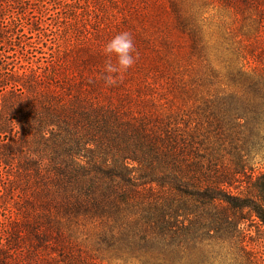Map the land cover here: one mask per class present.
Segmentation results:
<instances>
[{
    "label": "rangeland",
    "instance_id": "rangeland-1",
    "mask_svg": "<svg viewBox=\"0 0 264 264\" xmlns=\"http://www.w3.org/2000/svg\"><path fill=\"white\" fill-rule=\"evenodd\" d=\"M122 31L138 58L108 87L102 48ZM13 71L52 92L46 117L23 107L30 134L19 108H3ZM256 107L264 110V0H0V264H151L155 203L171 191L156 145H186L216 167L238 163L230 192L258 199ZM40 120L48 149L34 136ZM241 218L245 250L207 242L206 264H264V228Z\"/></svg>",
    "mask_w": 264,
    "mask_h": 264
},
{
    "label": "trees",
    "instance_id": "trees-1",
    "mask_svg": "<svg viewBox=\"0 0 264 264\" xmlns=\"http://www.w3.org/2000/svg\"><path fill=\"white\" fill-rule=\"evenodd\" d=\"M8 77L5 86L12 91L9 96L3 97L6 101L3 108L7 106L8 111L11 110V112H14L11 108H19L22 125H26L22 127V131L30 134L33 129L26 121L27 113L23 107L28 112V109L35 111L39 106L46 117L50 113L48 107L50 103H47L45 98L49 97L52 92L45 93L31 73L19 75L13 71ZM13 91L15 93L26 91L30 97H33L34 102L30 99H27V103L23 102L22 98L12 94ZM11 98L14 99L10 100ZM63 111L64 109L60 110V112ZM251 115L255 122L264 120V110H260L259 107H256ZM39 122V125H42L36 127L34 136L37 141L42 142L41 146L44 149H48L47 143L49 142L44 140L47 131L43 127V124L47 125V122L44 120ZM6 133L7 128L0 125V135ZM165 148H170V150H165ZM153 150L152 145L149 151L154 152ZM155 151L156 160L158 153L161 152L160 157L165 159L163 161L166 163V169L169 168V173L166 178H162L161 183L166 184L168 180V189L174 190V193L169 190V195L164 194L167 198L165 201L155 203L157 204L155 208L158 209L155 220L152 222L153 226L150 228L155 234L153 250L147 251L145 258L149 256L151 264H206L208 251L205 249L207 247L205 243L216 240L238 243L244 251V243L248 234L242 229L241 215L247 212L264 228V205L261 204L264 202V184H259V186L256 184L255 194L258 199L236 196L230 192V189L234 184L239 183L238 163L233 167H216L211 159L198 157L196 151L191 147L186 149V145L179 151L176 150L175 145L164 147V150H160L156 145ZM1 157L3 154L0 155V159ZM161 159L158 161H162ZM37 161L31 162L34 164L33 170L38 178L42 170V161L38 164ZM49 163L53 167L55 160H49ZM55 173L58 180L63 178L62 169ZM241 187L242 185L238 186V188ZM259 198H262V201ZM147 239V236H142L141 241L145 246L150 243ZM143 248L149 249V247Z\"/></svg>",
    "mask_w": 264,
    "mask_h": 264
},
{
    "label": "clouds",
    "instance_id": "clouds-1",
    "mask_svg": "<svg viewBox=\"0 0 264 264\" xmlns=\"http://www.w3.org/2000/svg\"><path fill=\"white\" fill-rule=\"evenodd\" d=\"M102 53L108 59L101 78L105 86L108 87L117 82L119 75L132 68L138 58L134 38L128 31H122L108 40L102 48Z\"/></svg>",
    "mask_w": 264,
    "mask_h": 264
}]
</instances>
